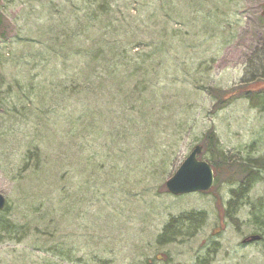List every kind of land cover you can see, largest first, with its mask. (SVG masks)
<instances>
[{
	"label": "rangeland",
	"instance_id": "obj_1",
	"mask_svg": "<svg viewBox=\"0 0 264 264\" xmlns=\"http://www.w3.org/2000/svg\"><path fill=\"white\" fill-rule=\"evenodd\" d=\"M243 90L264 95V0H0V264H264V172L232 214L228 173L166 188L210 130L264 158Z\"/></svg>",
	"mask_w": 264,
	"mask_h": 264
},
{
	"label": "trees",
	"instance_id": "obj_2",
	"mask_svg": "<svg viewBox=\"0 0 264 264\" xmlns=\"http://www.w3.org/2000/svg\"><path fill=\"white\" fill-rule=\"evenodd\" d=\"M239 91L241 92V89L238 90V92ZM238 92H235L232 94V96L237 95ZM242 95H252V97H258L262 95V97H264L263 91H258L257 93H253L251 91L248 94L245 90H243ZM218 98H221V96L218 95ZM232 99H234V97ZM219 102L223 101L221 100ZM203 142V154H207L208 156L210 155L207 161L211 163L212 167L217 173L216 176L218 177V180L221 177V173H228L230 176L238 178L236 186L230 189V197L226 206V211H228V213H236L238 208H240V206L245 203V200L248 198L251 189L260 179L261 174L264 172V158L235 160L231 159V157H228L230 160H227L224 151L219 146L217 135L212 130L205 133ZM199 214L203 215L204 217H194L192 214H187L179 218H172L168 226H166L164 231L160 234V236H158V243L165 244L167 242L173 241L176 233L180 231L177 230V223H180L181 220H190L193 224V229L195 228V232L199 230V227L205 221V213L202 212ZM191 215L193 216L192 220Z\"/></svg>",
	"mask_w": 264,
	"mask_h": 264
},
{
	"label": "water",
	"instance_id": "obj_3",
	"mask_svg": "<svg viewBox=\"0 0 264 264\" xmlns=\"http://www.w3.org/2000/svg\"><path fill=\"white\" fill-rule=\"evenodd\" d=\"M202 145H196L181 163L177 171L166 181L167 190L173 195L209 191L215 183V172L211 164L199 156ZM6 205V198L0 193V210ZM260 235H253L251 240H260Z\"/></svg>",
	"mask_w": 264,
	"mask_h": 264
}]
</instances>
